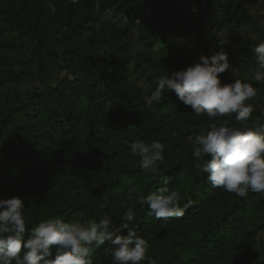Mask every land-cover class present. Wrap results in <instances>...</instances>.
<instances>
[{
  "label": "trees",
  "instance_id": "16d2710c",
  "mask_svg": "<svg viewBox=\"0 0 264 264\" xmlns=\"http://www.w3.org/2000/svg\"><path fill=\"white\" fill-rule=\"evenodd\" d=\"M64 1L53 3L59 10ZM162 1L178 2L112 0L108 7L138 20ZM179 4L208 16L220 15L228 22L236 56L228 52L229 69L220 74L221 81L230 70L241 79L245 75L251 77L255 68L252 49L264 41V14L246 12L247 8L236 0H180ZM13 17L11 10L0 6V199H23L26 230L56 216L65 222H86L109 215L119 225L124 222L128 192L135 188L148 195L163 186V176L169 181V190L175 189L185 197L181 205L190 200L191 206L183 217L157 220L147 214L146 205L136 200V217L130 223L148 239L147 255L155 264H264V259L253 263L244 254L250 244L264 246V192L250 191L246 198H240L213 188L206 174L197 173L189 137L199 134L209 121L206 116L197 117L174 91L165 90L160 101L151 108L146 105L157 78L166 71L186 69L193 64L190 58L180 51L168 57L155 52L157 39L151 38L149 31L152 25L140 22L144 50L130 62L118 60L111 67L116 81L114 93L99 94L96 104L103 109L98 122L113 127V132L93 141L66 143L69 136L81 134L88 127L89 115L65 93L45 91L24 102L2 100L1 89L5 85L24 79L15 64L27 46L18 43L17 38L30 28L15 26ZM191 33H195L196 43L206 52V43L198 32ZM250 82L258 89L257 94L264 96V83ZM91 94L85 92L87 97ZM251 116H264V106L255 107ZM224 118L235 122V114ZM174 131L176 135L172 134ZM135 139L146 143L160 140L166 146L165 162L157 169L155 180L150 171L141 168L140 158L130 153L129 145ZM50 142L57 146L46 147ZM113 160L128 164L122 163L110 171ZM122 234L126 235L127 230ZM111 247L105 241L96 249L93 264H112L108 252Z\"/></svg>",
  "mask_w": 264,
  "mask_h": 264
},
{
  "label": "clouds",
  "instance_id": "9594fccd",
  "mask_svg": "<svg viewBox=\"0 0 264 264\" xmlns=\"http://www.w3.org/2000/svg\"><path fill=\"white\" fill-rule=\"evenodd\" d=\"M76 3L77 0H72ZM255 68L252 75L236 77L222 83L220 74L229 69L228 53L221 48L211 56L201 55L198 62L184 70L165 72L156 81L155 90L146 97L151 108L165 90L174 91L197 117L206 116L209 123L194 137H189L194 169L213 188H221L246 198L249 192H264V116L251 118V103L258 89L250 81L264 83V41L252 49ZM235 74V72H234ZM236 76V74H235ZM235 114V123L224 117ZM176 135L175 131L172 133ZM165 144L160 140L146 143L135 139L129 145L131 155L140 158V166L157 177L165 162ZM163 186L148 195L132 188L127 195L128 207L115 224L109 215L99 220L65 222L50 217L26 230L24 201L19 196L0 199V264H93V252L110 242L112 264H155L147 255L148 239L140 234L134 221L135 202L148 208L157 220L183 217L191 206L179 191L169 190L166 177ZM127 230V234H122ZM26 231L28 238L25 239Z\"/></svg>",
  "mask_w": 264,
  "mask_h": 264
},
{
  "label": "rangeland",
  "instance_id": "374dc122",
  "mask_svg": "<svg viewBox=\"0 0 264 264\" xmlns=\"http://www.w3.org/2000/svg\"><path fill=\"white\" fill-rule=\"evenodd\" d=\"M80 1L73 3L66 0L58 10L53 0H0L4 10L9 9L14 13L15 26L24 30L30 28L17 38L18 43L27 46L15 64L24 79L5 85L1 89L2 100L24 102L45 91L65 93L82 108L85 115H89L86 118L88 127L82 129L81 134L65 138L66 143L93 141L113 132V127L98 122L103 109L100 110L96 104L99 94L114 93L116 81L111 67L118 60L130 62L144 50L140 40L143 20L152 25L154 32H151V28L149 30L151 38L157 39L153 50L162 56H172L175 51H180L193 64L198 62L201 55L211 56L221 48L230 56H236L228 22L220 15L208 16L202 11L180 5V0L172 4V1H162L138 20L109 8L112 0ZM236 2L247 8L246 12L261 11L264 14V0ZM33 12L36 14L33 15ZM191 30L197 31L200 40L206 43V52L196 43L195 33H191ZM234 72L228 71L221 82H233L238 77ZM87 91L92 92L91 97L85 96ZM251 103L255 107L264 106V96L257 94ZM94 120L98 123H91ZM45 146L50 148L57 144L50 142ZM45 148H42V152ZM122 163L113 160L109 164L110 171ZM244 254L248 261L257 262L264 259V246L250 244Z\"/></svg>",
  "mask_w": 264,
  "mask_h": 264
}]
</instances>
